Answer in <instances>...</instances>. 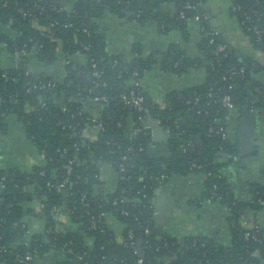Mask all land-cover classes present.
Masks as SVG:
<instances>
[{"label":"trees","instance_id":"1","mask_svg":"<svg viewBox=\"0 0 264 264\" xmlns=\"http://www.w3.org/2000/svg\"><path fill=\"white\" fill-rule=\"evenodd\" d=\"M157 1L171 2L173 15L157 12L154 0H75L70 9L39 0H0V45L5 44L10 54L25 47L35 51L38 60L51 63L57 58L59 46L70 55L85 52L89 59L84 69L90 79L86 86L74 71H70L63 79L54 80V88L28 90V83L52 79L28 72L21 65L0 66V132L7 131L6 116L16 114L44 160L30 172L0 168V183H3L0 188V264H17V253L23 254L33 248L37 250L34 259L55 249L65 253L69 264H138V246L147 242L151 247L143 249L145 263L159 264L163 258L170 257L166 264H264V239L259 242L253 236L246 237L248 228L241 223L246 210L259 207V197L252 202L236 199L217 161L219 152L235 150L226 134L219 131L222 126L226 131L225 120L232 111L222 105V97L231 94L235 109L251 105L264 109V83L255 77L254 61L239 58L221 35L214 42L203 36L198 56L181 60L177 54L168 53L163 67L181 74L191 66L207 63L206 82L191 87L182 99L172 93L164 108L159 107L142 87L143 111L123 100V95L134 88V72H139L141 78L151 66L152 57L127 58L110 54L97 19L110 11L140 23L154 20L162 32H167L170 29L185 31L189 18L197 13H208V0ZM199 2L202 5H198ZM231 2L243 31L256 48L264 51V35L257 41L248 29L253 24L264 29V0ZM195 3L196 8L188 7ZM60 7L64 9L58 10ZM181 12L185 13V18L180 17ZM200 24L211 26L209 20H201ZM84 28L88 32H84ZM219 42L227 45L226 56L214 53ZM85 46L89 50H85ZM175 49L173 46L171 51L176 52ZM91 58H96L103 70L97 78L92 75ZM232 67L238 71L244 67V72L232 73ZM67 68L71 70V64ZM101 94L108 97V102L99 101V111L92 114L85 107L86 101ZM148 114L157 118L169 132L167 155L150 150L152 134L140 119L147 118ZM131 119L136 121L135 126L130 125ZM99 122L103 130L96 140L89 139L85 130L91 125L98 126ZM135 127L140 131L135 133L132 130ZM195 139L201 142L199 153L193 148ZM70 162L72 169L65 188L67 194L63 197L56 185L67 176ZM102 164L113 165L118 182L114 191L95 194L94 186L101 181ZM190 171L206 176L203 200L211 197L228 208L230 244L224 245L204 236L187 237L183 244L176 236L150 228L153 208L144 201L151 199L159 181L168 180L174 173ZM122 197H126L123 203L113 204V199ZM33 201L42 206L40 212L46 227L43 232L28 235V225L23 218L35 212L32 205L26 206ZM54 205L62 207L61 213L70 216L78 227L58 229L52 210ZM124 209L128 214L122 213ZM109 214L125 224L120 237L106 224ZM130 230L134 233L133 239L128 238ZM250 231L262 237L264 227ZM16 237L28 239L30 246L24 243L15 246ZM131 241L134 246L129 244ZM34 259L29 264H33Z\"/></svg>","mask_w":264,"mask_h":264},{"label":"crops","instance_id":"2","mask_svg":"<svg viewBox=\"0 0 264 264\" xmlns=\"http://www.w3.org/2000/svg\"><path fill=\"white\" fill-rule=\"evenodd\" d=\"M50 5L62 4L66 8L73 7L75 0H39ZM157 12H165L173 15L174 6L171 2L158 3ZM233 5V8L230 7ZM208 12L211 13L210 24L217 27L224 42L228 44L239 58H249L256 64L255 77L264 83V51L256 48L250 37L243 31L237 10L231 0H208ZM105 36L106 50L110 54H118L127 58L142 56L152 57V64L147 68L140 78L141 87L156 102H167L170 95L175 94L182 99L191 87L206 82L209 73L204 66H191L183 73H175L163 67L164 60L168 53L177 54L181 60L184 57H196L200 54V42L203 38L200 23L195 19L187 22L185 31L170 29L162 32L158 23L150 20L140 23L130 20L127 17L116 15L106 11L103 16L97 19ZM176 52H172V47ZM71 71L88 86L90 79L87 71L86 57L84 55H73L71 57ZM11 54L5 44L0 45V66H13ZM24 68L35 75L43 74L52 80H61L67 73L65 56L62 46L57 49V58L54 62L48 63L30 57ZM87 110L97 114L100 109L98 102L90 99L86 101ZM250 112L257 117V127L254 139V149L249 146L241 148L239 155L238 144L242 131L249 129L248 125L242 127L241 120L243 111L238 108L232 110L226 117L225 126L228 139L235 145L234 151H221L217 161L221 166V172L226 177L228 188L236 199L241 201H254L259 198V207L249 208L241 218L245 228L264 227V109H252ZM5 121L8 124L6 132H0V168L20 169L30 172L36 165L43 164V156L37 146L27 137L25 126L18 119L16 114L10 113ZM136 121L130 120V125L135 126ZM158 123L159 120H158ZM161 124V123H160ZM152 134V127L145 125ZM163 128L157 133V138L150 144V150L156 154L167 155L168 130ZM167 132V138H165ZM99 129L89 126L86 135L91 140H96ZM193 148L196 153L201 151V142L198 139L193 141ZM101 181L94 186L95 194L112 192L116 189L118 173L111 164H102L100 167ZM155 190H161L160 194H170L174 200H168L162 204V215L172 216L167 220L166 233L178 237L182 241L187 237L204 236L212 241L228 245L231 242V229L228 221L229 210L219 201H207L202 197L205 194L206 176L198 171H190L186 174L174 173L168 180L159 181ZM1 188V187H0ZM154 190V192H155ZM153 203V214L151 221L157 216L159 209ZM34 207L33 214H26L24 221L28 225V235L43 232L46 220L39 210V203L33 201L26 203L27 207ZM167 205V208L166 206ZM158 209V210H157ZM168 213H166V212ZM58 229H76L77 224L73 223L67 214H59L57 217ZM106 224L111 227L118 237L123 234L125 224L118 218L109 214ZM154 228L164 231L160 225ZM26 238L16 237L15 246L23 243ZM91 243V242H90ZM33 264H69L65 253L61 250L50 249L45 254L36 257ZM75 264H80L75 263Z\"/></svg>","mask_w":264,"mask_h":264},{"label":"built area","instance_id":"3","mask_svg":"<svg viewBox=\"0 0 264 264\" xmlns=\"http://www.w3.org/2000/svg\"><path fill=\"white\" fill-rule=\"evenodd\" d=\"M198 5H202V2H199ZM188 7H190V8H196L197 7V3L192 4V5H188ZM62 9H64V7L58 8V10H62ZM180 17L185 18L186 17L185 13L184 12H181L180 13ZM191 19H195L196 21H198L200 23L201 20H204V21L205 20H209L210 21V16L208 15V13L207 14H202V15L200 13H197L192 18H189L188 21L191 20ZM247 20L253 21L249 17H247ZM200 27H201L202 35L203 36L210 37V41L211 42H214L215 38L221 35L219 29L217 27L212 26V25L210 27H205V25H201L200 24ZM248 29H249V31H252V33L256 37V40L257 41H260L263 38L264 29L259 28L255 24L250 25L248 27ZM83 30H84V32H88V29L87 28H84ZM84 49L85 50H89V47L88 46H85ZM227 49L228 48H227V45L225 43L219 42L215 46L214 53L216 55H218V54L221 53L224 56H226L227 55ZM76 54L77 55L78 54L79 55H84L86 57V65H87L88 59H89L88 54L85 53V52H81V51H78L75 54H71V55L68 54V53H66V52H64L65 64L67 66L69 64H71V62H72L71 57L73 55H76ZM30 57H36V52L35 51H29L25 47L24 48L23 47L17 48V49H15L14 53L11 54V58H12L13 64L14 65H18V66L21 65V67L23 69H26V68L23 67L25 62L23 61L21 63L20 61L21 60H24L25 58L29 59ZM26 63H28V62H26ZM90 66H91V69H92V75H93V77H96L97 78L103 72V70H101L100 67H99V61L96 58H91L90 59ZM26 71H27V69H26ZM70 71L71 70H68V68H67V73L65 74V76L68 75L70 73ZM230 71L232 73H237V72L243 73L244 72V67H241L239 69V71L237 70L236 67H232L230 69ZM133 76L136 77V78L133 79L134 80L133 81L134 88H131L129 90L128 94L123 95V100L125 101V103L131 104L134 107H136L137 109L143 111L145 109V106H144V103H145V95L142 94L141 93V90H140L141 81H140V77H138L139 76V72L135 71L134 74H133ZM27 87H28V90H41V91H45L49 87H53V88L56 87V82L54 80H51L50 82L49 81L45 82L43 80H40L38 82L28 83V86ZM257 90L259 91V89H257ZM93 100L96 101V102H99V101L108 102V97L105 94H101V95L94 96L93 97ZM263 101H264V98H263ZM221 102H222V105L224 107L228 108L229 110L235 109V104H234V101H233V96H231V94H225L222 97ZM156 103H158L159 107H161V108H164V107H166L169 104L168 101L167 102H163V103L162 102H156ZM250 108L256 109L255 106H252V105L250 106ZM63 109L66 110L67 107L64 106ZM140 119H142V125H143V127H146L143 124V122L146 120V117H144V118L140 117ZM95 127H97L99 129V132L101 130H103V125H102L101 122H99L98 126H95ZM132 130L135 133H137V132L140 131V128L139 127H135ZM219 131L224 132L226 134V136H227V133H226V131L224 129V126L220 127ZM84 134L86 135V130H85ZM71 169H72V163L70 162L69 165L67 166V176L61 182H59L56 185V189H57L58 192H62V190L66 188V185H67L68 180H69V175H70ZM121 170H124V168L121 167ZM209 174L211 175V172ZM0 187H3V183H0ZM146 197H147V195L144 194V198L145 199H146ZM84 198H85V196L82 197V200H84ZM125 199H126V197H122L120 199L119 198H115V199H113V204L123 203L125 201ZM206 200L207 201H212V198L211 197H208ZM148 202H149L150 207L153 208V203L149 199H146L144 201V204L146 205ZM39 206H40L39 207V210H42V206L41 205H39ZM52 210H53L54 215L56 217H58L59 214H62L61 213L62 212V207H60L58 205H54L53 208H52ZM122 213L128 214V210H125L124 209V210H122ZM152 214H153V211H152ZM255 228H257V227H255ZM255 228L248 229L245 232V236L246 237L253 236V238L256 241L261 242L264 239V233L262 234V237H259V236H256V235H252L250 230H253V229L255 230ZM256 230H258V229H256ZM46 231L49 232V228L46 229ZM145 232L148 233L149 232V229L146 228L145 229ZM128 238H130V239H133L134 238V233L131 230L128 233ZM158 238L161 239L163 237H161L160 235H158ZM23 243L27 247L30 246V242H29L28 239H26ZM129 244L131 246H134V242L133 241H131ZM150 247H151L150 246V242H147L146 245H143V246L139 245L138 246V252H139V255H140V257L137 260V263L138 264H154V263H151V262L145 263L144 258L142 257L143 254H144V250L143 249L144 248L149 249ZM4 249H6L5 246H4ZM139 249L142 250V253L141 254H140V250ZM36 253H37L36 248H33L31 250L28 249L23 254L17 253V260H18V263L17 264H29L34 259ZM170 259H171L170 257H165L162 260H160L158 263L159 264H166L167 262L170 261ZM252 264H255V263H252Z\"/></svg>","mask_w":264,"mask_h":264},{"label":"water","instance_id":"4","mask_svg":"<svg viewBox=\"0 0 264 264\" xmlns=\"http://www.w3.org/2000/svg\"><path fill=\"white\" fill-rule=\"evenodd\" d=\"M233 8V5L230 7V9ZM208 15L212 17L211 13L208 12ZM25 63L28 62V59L25 58L23 60ZM234 101V98H233ZM243 111V118L241 120V125L242 127L245 125L249 126V129L245 128V131L241 133L240 141L238 144V150H239V155L241 153V148L249 146L250 148L254 149V139H255V133H256V127H257V117L255 114L250 112L249 106H244L242 108ZM144 125L152 127V138L156 139L157 138V133L159 132L160 129H162V124L158 123V119L153 117L151 114H148L146 120L143 122ZM167 132H165V138H167ZM161 186V183H157V187ZM161 190L157 189L154 192V197L153 200L155 202V207L159 209V212H157V216L154 217V219L150 223V228L152 229L155 225H160L163 230L165 231L167 228V220L172 219V216L168 215H162L164 211H162V204H166L168 200L172 201L174 200L173 197H171L170 194H160ZM67 190L63 189L62 190V195L63 197H66ZM167 208V205H165ZM67 207H65V210ZM157 209V210H158ZM166 212V211H165ZM168 213V212H166ZM184 244V240L182 241ZM140 250V254L142 253V250Z\"/></svg>","mask_w":264,"mask_h":264}]
</instances>
